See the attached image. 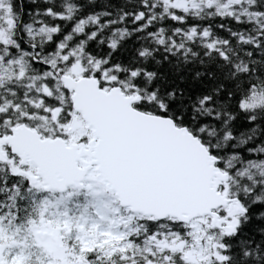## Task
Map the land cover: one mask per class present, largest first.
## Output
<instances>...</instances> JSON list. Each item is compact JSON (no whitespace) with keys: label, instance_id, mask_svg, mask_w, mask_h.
<instances>
[{"label":"snow or ice","instance_id":"obj_1","mask_svg":"<svg viewBox=\"0 0 264 264\" xmlns=\"http://www.w3.org/2000/svg\"><path fill=\"white\" fill-rule=\"evenodd\" d=\"M0 264H264V0H0Z\"/></svg>","mask_w":264,"mask_h":264}]
</instances>
